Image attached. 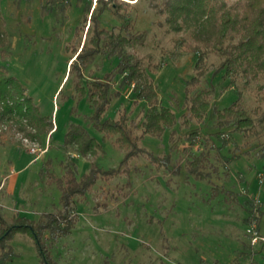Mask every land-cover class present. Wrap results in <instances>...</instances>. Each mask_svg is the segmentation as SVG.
Returning <instances> with one entry per match:
<instances>
[{"label":"rangeland","instance_id":"obj_1","mask_svg":"<svg viewBox=\"0 0 264 264\" xmlns=\"http://www.w3.org/2000/svg\"><path fill=\"white\" fill-rule=\"evenodd\" d=\"M130 1L135 4L130 14L135 27L147 31L138 52L151 54L153 62L164 55L160 67L151 73L162 102L182 103L184 81L193 74L192 56L165 54L164 50L172 49V43L171 33L164 29L166 23H157L163 21L162 16L148 5V0ZM95 2L98 4L92 0V6ZM0 7L9 36L8 53L5 59L0 57V64L18 78L40 112L53 121V128L43 135V141L35 140L36 153L29 152L32 140L24 141L20 133L14 134L13 141L0 137V212L8 221L11 214L38 220L46 212L56 213L57 217L75 213L70 233L50 248L56 264H264V239L251 242L253 221L257 234L264 237L263 171L262 180L258 179L263 159L257 157L264 144V118L260 125L256 124L258 134L244 137L236 132L230 136L229 149L227 146L224 152L232 158L231 180L214 153L202 163L204 167L200 169L209 171V179L216 185L235 186L238 190L236 198L228 201L223 194H212L210 182L185 173L188 151L191 155L207 148L200 134L195 140L186 138V133L198 126L196 122L177 128L174 142L167 136H144L138 156L128 158L88 123L85 115L91 108L86 95L68 92L72 87L71 80H67L71 52L65 47L74 42L75 27L83 16L82 1L70 0L64 11L51 13L42 11L39 0H0ZM100 18L107 26L116 27L120 22L108 9L102 11ZM86 35H81L82 41ZM219 60L217 55H210L204 76L215 87L211 101L222 107L237 88L246 107L260 105L264 110V81L259 80L261 88L252 80L242 79L237 80L235 87L223 88L228 80L221 78L220 72L211 76ZM115 63L116 58L96 55L84 68L82 83L94 74L102 76ZM203 83L208 85L209 80ZM132 100L131 90L124 89L112 99L104 117H116L123 107L129 116L139 118L143 103L133 105ZM180 107L176 106L178 114ZM70 123L84 125L102 143L103 151L94 161L99 173L106 170L112 174L108 180L97 179L83 195L63 205L61 193L54 182L47 181V173L60 174L70 150L76 157L78 177L91 164L88 156L78 155L69 145L63 147ZM211 123L213 120L206 121L204 126ZM225 133L228 140V132ZM167 151L171 158L169 168L156 166L151 156L162 157ZM175 163L181 167L177 175L171 173ZM11 166L15 175L5 177ZM249 196L261 212L255 208L257 219L247 221L244 201ZM10 243L14 254L5 264H39L28 235L16 232Z\"/></svg>","mask_w":264,"mask_h":264},{"label":"trees","instance_id":"obj_2","mask_svg":"<svg viewBox=\"0 0 264 264\" xmlns=\"http://www.w3.org/2000/svg\"><path fill=\"white\" fill-rule=\"evenodd\" d=\"M80 1L83 16L75 27L72 37L74 42L65 46L71 52L67 80H71L72 87L68 91L70 94H84L87 97L91 108V112L85 115L88 123L100 132L103 140L110 141L115 148L123 150L128 158L138 156L142 150L139 142L144 136L155 139L167 136L170 142H174L177 128H187L196 122L198 126L191 128L186 133V138L195 140L196 135L200 134L203 137L202 144L207 148L191 155L188 151L184 168L186 175L210 182L212 194H223L224 198L228 197V201L236 198L238 190H235V186L216 185V182L209 179V171L200 168L204 167V160H208L209 155L214 153L221 159L224 173L228 172V180L229 177L231 180L233 173L230 171L229 161L232 158L224 152L230 136L236 132L244 137L258 134L256 124L260 125L263 120L264 110L260 109V105L246 107L241 91L237 88L231 100L219 107L211 101L215 90L212 80L208 79V85L203 81H208L204 76L209 57L214 54L220 60L211 76L220 72V77L228 80L223 88L231 85L235 87L238 79L244 82L252 80L259 88L263 86L259 80L264 81V0H148V5L162 16L163 21L157 20L158 25L163 26L165 22L164 29L171 33L172 49L164 50L165 54L176 56L189 53L194 60L193 74L184 81L182 103L174 104L162 102L151 75L162 64L164 55L153 62L151 54L138 52V46L146 40L147 31L136 28L130 18L135 4L130 0H97L98 4L95 2L92 6V0ZM39 2L42 11L51 13L64 11L70 0ZM105 9L120 21L116 27V24L107 26L102 23L100 16ZM84 32L87 35L82 41L81 35ZM8 45L6 21L0 7L2 59L8 53ZM96 55L116 58V63L102 76L94 74L83 84L81 80L84 68ZM72 57L74 58L71 60ZM115 84L117 87L114 89ZM126 88L133 94V105L143 103L142 115L139 118L129 116L126 109L121 107L116 117H104L112 99ZM178 105H182L179 114L176 108ZM209 120H213V123L204 126ZM0 125L4 126L0 129L1 138L13 141L17 132L39 143L43 141V135L53 128L52 119L40 112L26 87L2 64ZM261 128L264 129V126ZM225 132H228V140L224 138ZM68 145L78 155L88 156L91 164L88 171L78 177L76 157L71 155L70 150L60 174L47 173V181L57 185L63 205H68L74 197L83 195L97 179L108 180L112 174L106 170L99 173L94 160L103 151L102 143L84 125L70 123L67 126L63 147ZM257 157L263 159L261 171L264 172V144L260 146ZM151 158L156 161V166L165 165L169 168L171 158L168 151L162 157ZM180 168L179 163H175L171 173L177 175ZM215 170L217 169L214 167ZM244 202L248 212L246 220L257 219L254 209L261 212V208L257 207L253 197H247ZM9 217L10 221L0 212V264H5L12 258L14 252L10 241L16 232L24 233L32 239L39 264H56L50 248L57 240L70 233L75 213L68 212L57 217L56 213L51 215L46 212L38 220L14 214Z\"/></svg>","mask_w":264,"mask_h":264},{"label":"built area","instance_id":"obj_3","mask_svg":"<svg viewBox=\"0 0 264 264\" xmlns=\"http://www.w3.org/2000/svg\"><path fill=\"white\" fill-rule=\"evenodd\" d=\"M0 126H2V125H0ZM23 140L24 141H26V142H29V141H31V140H29L28 138H26V137H23ZM30 143H32L33 145H31L30 147H29V152H31V153H36V151H37V147L35 146V141H31ZM45 150V149H44ZM43 150V151H44ZM41 151V150H40ZM38 154V153H37ZM36 154V155H37ZM10 171L11 172H14L15 171V169H14V167H11L10 168ZM259 176H258V179H259V181H261L262 180V171H260L259 173ZM252 225V240L253 241H251V242H255V240H257V238H259L258 240H260V239H264V237L263 236H259L258 234H257V231L255 230V224H254V222H253V224H251Z\"/></svg>","mask_w":264,"mask_h":264},{"label":"crops","instance_id":"obj_4","mask_svg":"<svg viewBox=\"0 0 264 264\" xmlns=\"http://www.w3.org/2000/svg\"><path fill=\"white\" fill-rule=\"evenodd\" d=\"M11 167H13V166H11ZM15 169V168H14ZM13 175H15V174H13V172L11 173V172H9V173H7V175L5 176V177H7V176H13ZM4 177V178H5Z\"/></svg>","mask_w":264,"mask_h":264}]
</instances>
